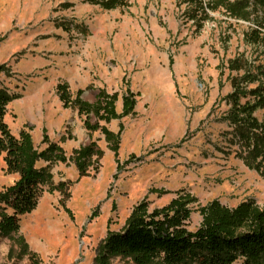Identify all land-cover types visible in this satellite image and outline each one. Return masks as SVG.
Here are the masks:
<instances>
[{
	"label": "rangeland",
	"instance_id": "1",
	"mask_svg": "<svg viewBox=\"0 0 264 264\" xmlns=\"http://www.w3.org/2000/svg\"><path fill=\"white\" fill-rule=\"evenodd\" d=\"M252 28L264 37V0H0V87L15 96L5 120L14 135L30 133L40 150L56 145L66 157L38 162L51 177L19 231L0 236V264H103L101 245L141 202L160 210L194 196L190 230L214 199L264 209V153H251L264 107L253 113L258 125L241 124L234 109L264 88L251 81L264 77ZM239 61L246 68L232 70ZM235 76L248 81L238 79L237 94ZM128 88L134 111L103 118L100 91L118 92L122 112ZM120 124L118 161L102 128L117 133ZM18 178L0 155V192ZM107 264L167 262L122 253Z\"/></svg>",
	"mask_w": 264,
	"mask_h": 264
},
{
	"label": "trees",
	"instance_id": "2",
	"mask_svg": "<svg viewBox=\"0 0 264 264\" xmlns=\"http://www.w3.org/2000/svg\"><path fill=\"white\" fill-rule=\"evenodd\" d=\"M248 39L256 44H264L262 32L257 28L251 29ZM231 66L232 70L241 71L246 68V63L239 61L238 64ZM258 67L260 68L258 73H263L264 69ZM252 78L251 81L264 80V77L257 73ZM238 79L246 80L245 76L242 78L235 76L231 79L233 86L238 90L234 94L241 92L239 86L243 82L238 83ZM262 87L259 85L250 90L259 97L254 104L242 106L235 101L234 109L238 114L235 113L237 115L243 113V116L238 118L241 124H259L253 113L258 105L264 107ZM242 91L245 92L244 89ZM98 96L100 109L104 111L103 118L107 120L121 119L130 115L136 105L135 94L130 88L123 95L122 112L116 109L118 92L110 94L101 90ZM14 98V95L0 87V155L4 156L8 172L19 175L13 184L0 192V236L2 237L17 233L21 227V217L37 207L42 185L51 177L48 169L39 167L38 162L43 158L51 160L54 153L60 151L56 145L40 150L30 133L22 131L19 136L12 133L5 120V114L7 104ZM83 105L85 106L84 102ZM261 123L263 130L259 138L261 144L252 142L254 149L251 150V153L257 150L254 152L257 157L261 152L264 153V119ZM102 130L119 161L123 124H120L117 133L106 126ZM44 138L48 141L46 130ZM247 139L251 140L250 137ZM89 152L90 148L86 147L81 152L82 157ZM54 159L66 160V157L60 151ZM246 160L249 161L247 158ZM196 201L194 196L182 194L173 199L165 209L150 210L146 202L137 204L125 228L121 232L110 233L101 245L99 262L107 264L114 255L128 253L136 255L140 261H148L153 256L164 254L167 264L188 262L261 264L264 257V209L251 200L243 201L236 207H229L219 199H214L201 208L203 217L201 225L195 230H190L187 228L191 214L189 205Z\"/></svg>",
	"mask_w": 264,
	"mask_h": 264
}]
</instances>
